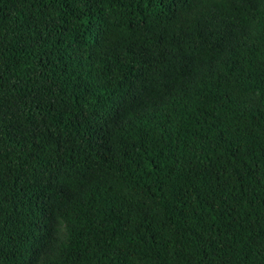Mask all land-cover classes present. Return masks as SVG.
I'll return each mask as SVG.
<instances>
[{"label": "trees", "instance_id": "trees-1", "mask_svg": "<svg viewBox=\"0 0 264 264\" xmlns=\"http://www.w3.org/2000/svg\"><path fill=\"white\" fill-rule=\"evenodd\" d=\"M0 264H264V0H0Z\"/></svg>", "mask_w": 264, "mask_h": 264}]
</instances>
